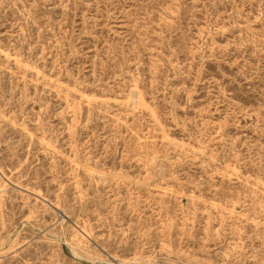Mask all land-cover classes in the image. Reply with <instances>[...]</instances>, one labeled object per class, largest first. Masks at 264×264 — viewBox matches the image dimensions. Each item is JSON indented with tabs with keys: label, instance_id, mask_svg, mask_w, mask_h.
<instances>
[{
	"label": "rangeland",
	"instance_id": "obj_1",
	"mask_svg": "<svg viewBox=\"0 0 264 264\" xmlns=\"http://www.w3.org/2000/svg\"><path fill=\"white\" fill-rule=\"evenodd\" d=\"M0 264H264V0H0Z\"/></svg>",
	"mask_w": 264,
	"mask_h": 264
},
{
	"label": "bare ground",
	"instance_id": "obj_2",
	"mask_svg": "<svg viewBox=\"0 0 264 264\" xmlns=\"http://www.w3.org/2000/svg\"><path fill=\"white\" fill-rule=\"evenodd\" d=\"M134 87V86H133ZM3 176V175H2Z\"/></svg>",
	"mask_w": 264,
	"mask_h": 264
}]
</instances>
